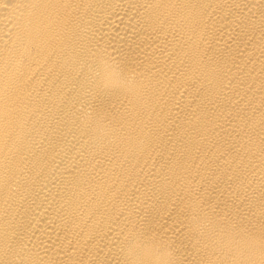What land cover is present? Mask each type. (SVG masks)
<instances>
[{
	"label": "bare ground",
	"instance_id": "bare-ground-1",
	"mask_svg": "<svg viewBox=\"0 0 264 264\" xmlns=\"http://www.w3.org/2000/svg\"><path fill=\"white\" fill-rule=\"evenodd\" d=\"M0 264H264V0H0Z\"/></svg>",
	"mask_w": 264,
	"mask_h": 264
}]
</instances>
